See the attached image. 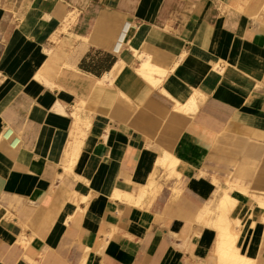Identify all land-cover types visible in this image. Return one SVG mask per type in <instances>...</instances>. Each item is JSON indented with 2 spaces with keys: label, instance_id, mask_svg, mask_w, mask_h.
Here are the masks:
<instances>
[{
  "label": "crops",
  "instance_id": "obj_1",
  "mask_svg": "<svg viewBox=\"0 0 264 264\" xmlns=\"http://www.w3.org/2000/svg\"><path fill=\"white\" fill-rule=\"evenodd\" d=\"M257 2L0 0V264H216L201 220L222 189L264 264ZM168 152L178 174L138 199Z\"/></svg>",
  "mask_w": 264,
  "mask_h": 264
},
{
  "label": "bare ground",
  "instance_id": "obj_2",
  "mask_svg": "<svg viewBox=\"0 0 264 264\" xmlns=\"http://www.w3.org/2000/svg\"><path fill=\"white\" fill-rule=\"evenodd\" d=\"M234 1H238L237 4L243 5V7L240 6V8H239L240 10L246 11V9H247L248 12H249V10H250V12L252 10H254L256 7H254L252 5L255 4L257 1L258 2L260 1L261 2L260 7H261V9L264 10V0H234ZM138 58H140V57L138 56ZM114 71H116V68ZM162 72H164V71H162ZM139 73L153 85H155L158 82L157 81L158 79H156L154 77V74L155 73L162 74V73H160L158 68H156L155 66H152L148 61L144 62L141 65ZM107 75L109 76V74H107ZM36 78L39 80H41V79H45L47 81L49 80L43 73H38L36 75ZM99 82L101 83V81H98V83ZM196 102L197 101L194 98H192L188 102V104H185V105H183L181 107H177V108H178V110L179 109L185 110V111L191 110L192 107H195ZM78 110H80V109L78 108ZM73 114L75 115V113H73ZM163 152H165V151H163ZM168 153H165L164 155H162L163 157H161V158L159 157L160 159L156 163L157 167L154 170V166H153L152 174L150 175L148 181L144 184L138 185V196H137L138 199L142 198L146 193H153V192L155 193L158 190L160 185L158 184V181L155 177V174L159 171L160 168L163 169V171L165 170V172L168 171L167 173L169 175L170 174H178V172L175 169V166H176V162H178L180 160L178 159L176 161V158L173 157L172 155H170L171 154L170 152H168ZM165 172H164V174L167 176V174ZM182 172H183V170H182ZM233 187L231 186V188H233ZM173 191L175 193L178 192V190H175V189ZM229 191H230V189H229ZM177 195H178V193L174 194V196L172 197V200H175ZM116 196L119 197L118 194H116ZM124 197L127 200H130L132 198L130 195H124ZM146 197H148V196H146ZM235 201H236V199L233 196H231L229 193H227V191L225 189H222V193L218 199L217 206H216V209L214 212V216L211 218L210 217L211 215L209 216V214L211 212L210 213L208 212L209 214L206 212L205 215H203L202 220H201V223H204L207 226H210L216 230V236H215L216 239H215V244H214V246H215V249H214L215 252L214 253L216 255V264H251V258H248V257L244 256L243 254H241L239 252V249H238L239 247L237 248L235 245L236 231H237V230H235V226L240 225L239 224L240 221L237 218H231L229 216V211H230L231 207L233 206V204L235 203ZM259 203L264 204V202H259ZM251 205H250V207H251ZM175 216H177V215H175ZM178 216H179V214H178ZM184 217L186 218L187 216H184ZM188 220H190V219H188ZM83 258H85V257H83ZM200 264H205V263L202 262Z\"/></svg>",
  "mask_w": 264,
  "mask_h": 264
},
{
  "label": "rangeland",
  "instance_id": "obj_3",
  "mask_svg": "<svg viewBox=\"0 0 264 264\" xmlns=\"http://www.w3.org/2000/svg\"><path fill=\"white\" fill-rule=\"evenodd\" d=\"M260 4H261V2L259 1V5H260ZM260 8H261V7H260ZM219 187H220V186H219ZM216 196H217V195H216ZM154 198H155V197H154ZM154 198H153V199H154ZM215 201H216V200H215V193H213V196H212L211 198H207V201L205 202V204H208L210 208H213V206H214V204H215ZM205 204H204V205H205ZM204 205H203V206H204ZM203 206H202V207H203ZM202 207H201V208H202ZM201 208H200V210H201ZM200 210H199V211H200ZM193 219H194V221L197 222V219H196L195 217H194ZM197 223H198V222H197ZM198 224H199V223H198ZM199 225H200V226H203L202 224H199Z\"/></svg>",
  "mask_w": 264,
  "mask_h": 264
}]
</instances>
